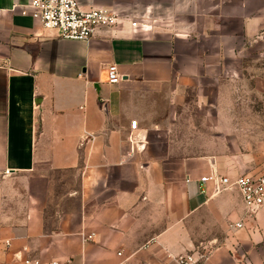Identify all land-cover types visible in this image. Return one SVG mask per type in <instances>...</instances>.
Instances as JSON below:
<instances>
[{
    "label": "crops",
    "instance_id": "1",
    "mask_svg": "<svg viewBox=\"0 0 264 264\" xmlns=\"http://www.w3.org/2000/svg\"><path fill=\"white\" fill-rule=\"evenodd\" d=\"M28 2L0 0V264H264V207L200 182L234 179L232 156L187 149L239 144L204 115L226 84L264 90V0H79L138 21L85 42L12 10Z\"/></svg>",
    "mask_w": 264,
    "mask_h": 264
},
{
    "label": "built area",
    "instance_id": "2",
    "mask_svg": "<svg viewBox=\"0 0 264 264\" xmlns=\"http://www.w3.org/2000/svg\"><path fill=\"white\" fill-rule=\"evenodd\" d=\"M13 11H19L21 16L30 17L37 21L42 28L59 30L62 38L71 41H89L100 29H113L119 21L130 20L132 26H137L138 21L131 19V14L118 11L91 8L85 10L79 0H29L26 5H15ZM122 80L117 65L108 67V82L117 85ZM138 123L131 122V129L135 130ZM219 182L223 190L234 189L239 192L247 217H254L264 207V172L260 174H244L234 179L221 177H202L200 182ZM236 227H241L237 223ZM148 248V245L143 247ZM117 255L122 257V252ZM209 256L205 249L187 252L176 257H168L162 264H204ZM127 260L118 264H127ZM25 264H41L39 261H25ZM48 264H59L53 261Z\"/></svg>",
    "mask_w": 264,
    "mask_h": 264
},
{
    "label": "rangeland",
    "instance_id": "3",
    "mask_svg": "<svg viewBox=\"0 0 264 264\" xmlns=\"http://www.w3.org/2000/svg\"><path fill=\"white\" fill-rule=\"evenodd\" d=\"M259 83L255 87L253 82L243 81L226 84L220 92L217 115L204 117L217 118L216 122L230 131L237 139V145L225 146H192L190 153L217 154L221 157L232 156L230 162H223L230 167L235 176L242 174H260L264 172V90ZM255 88H257L255 90ZM255 90V91H254ZM262 90V91H261ZM188 106L182 108L178 118L182 122H189L200 126L205 125L204 118L195 111V104L189 101ZM203 120V122H202ZM196 127V126H195ZM196 127V128H197ZM203 127L204 137L209 129ZM193 132H195L193 130ZM199 132V130H198ZM201 132V131H200ZM230 175V174H228Z\"/></svg>",
    "mask_w": 264,
    "mask_h": 264
},
{
    "label": "water",
    "instance_id": "4",
    "mask_svg": "<svg viewBox=\"0 0 264 264\" xmlns=\"http://www.w3.org/2000/svg\"><path fill=\"white\" fill-rule=\"evenodd\" d=\"M242 175H244V174H242Z\"/></svg>",
    "mask_w": 264,
    "mask_h": 264
}]
</instances>
